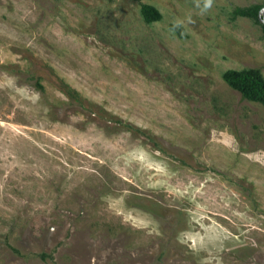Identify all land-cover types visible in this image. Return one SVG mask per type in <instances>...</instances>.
Instances as JSON below:
<instances>
[{"label":"rangeland","instance_id":"obj_1","mask_svg":"<svg viewBox=\"0 0 264 264\" xmlns=\"http://www.w3.org/2000/svg\"><path fill=\"white\" fill-rule=\"evenodd\" d=\"M263 20L0 0V264H264V105L223 79L264 78Z\"/></svg>","mask_w":264,"mask_h":264},{"label":"trees","instance_id":"obj_2","mask_svg":"<svg viewBox=\"0 0 264 264\" xmlns=\"http://www.w3.org/2000/svg\"><path fill=\"white\" fill-rule=\"evenodd\" d=\"M142 14L148 22H157L161 19L160 13L149 5L143 6ZM238 14L257 19L258 8L238 10ZM223 79L229 86L245 94L250 100L264 105V78L258 70H228L223 74Z\"/></svg>","mask_w":264,"mask_h":264},{"label":"water","instance_id":"obj_3","mask_svg":"<svg viewBox=\"0 0 264 264\" xmlns=\"http://www.w3.org/2000/svg\"><path fill=\"white\" fill-rule=\"evenodd\" d=\"M259 19H260V15H259ZM263 23H264V20H263Z\"/></svg>","mask_w":264,"mask_h":264}]
</instances>
